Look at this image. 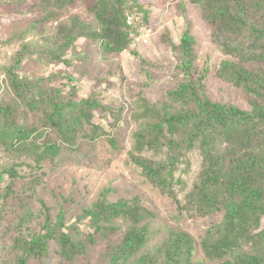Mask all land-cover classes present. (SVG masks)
<instances>
[{
	"label": "trees",
	"instance_id": "trees-1",
	"mask_svg": "<svg viewBox=\"0 0 264 264\" xmlns=\"http://www.w3.org/2000/svg\"><path fill=\"white\" fill-rule=\"evenodd\" d=\"M163 1L33 0L30 5L27 0H0V33L4 32L0 36V99L6 88L2 74L8 75L17 97L7 106L0 101V151L7 159L18 154L0 170V217L11 198L26 207L25 212L14 209L21 234L17 233L12 246L14 260L9 261L10 253L2 264H47L53 246L59 259L71 264H198L199 248L204 254L200 264H264V0H188L199 8L202 20L211 28L213 44L224 56L215 75L245 95L247 108L210 97L209 69L199 68L197 39L189 23L181 36L174 26L162 37L175 53L172 72L177 83L157 102L138 96L107 104L98 93L83 92L80 79L71 70L75 58H85L69 53L79 40L86 44L84 48L98 42L104 52L114 55L131 49L141 61L140 72L146 75L141 83L150 87L154 79L150 69L163 66L148 61L132 44L134 36L141 34L140 28L157 18L154 12ZM188 1L179 2L184 14ZM79 5L94 17L95 25L74 14L47 34L50 23ZM4 12L14 17L6 24ZM8 48L13 51L12 62L5 55ZM35 57L52 71L40 78L23 79L19 74L22 63ZM33 111L42 113V123L51 126L66 148L102 137L114 149L120 148L113 131L95 122L97 113L107 119L110 113L135 121L138 127L132 133L130 154L146 179L178 208L194 211L192 218L220 212L221 223L207 228L199 240L186 231L172 230L153 251L146 250L151 240L146 218L155 214L139 196L110 201L109 190L104 189L98 198L68 216L65 205L76 200L62 195L55 214L43 200L42 208L33 212L30 203L36 198L38 178L29 184V177L16 170V165H22L28 156L38 164L44 160L59 165L56 157L61 153L56 144L43 149L29 146V137L38 126L27 127L22 118ZM184 170L194 172L195 179L183 177ZM185 184L191 189L183 204L177 187ZM37 215L44 219L34 230L31 224ZM119 219L128 226L121 239L111 241L109 232L118 228ZM100 238L108 242L98 254L100 261L81 262H90V246Z\"/></svg>",
	"mask_w": 264,
	"mask_h": 264
},
{
	"label": "rangeland",
	"instance_id": "rangeland-1",
	"mask_svg": "<svg viewBox=\"0 0 264 264\" xmlns=\"http://www.w3.org/2000/svg\"><path fill=\"white\" fill-rule=\"evenodd\" d=\"M180 1L164 0V4L159 6V10L154 12L157 18H152L150 25L140 28L141 34L134 36L132 48L148 61L163 66V68L150 69L154 75L150 87L141 83L146 75L140 72L141 61L131 49L114 55V53L104 52L102 45L98 42H90L84 48L86 44L79 40L69 53L74 52L80 57L85 56L84 59L75 58L71 69L75 71L76 78L80 79V89H83L86 94L90 91L98 93L107 104L124 103L129 99H136L138 96H144L154 102L159 101L164 97L166 91L177 83V78L172 72L176 64L175 53L163 42L162 37L168 29H174V26L177 35L181 36L189 23L197 39L196 50L199 56V68L200 70L209 69L206 82L210 97L247 108L248 102L245 95L215 75L224 56L213 44L211 28L202 20L199 8L185 0L188 2L186 3L187 13L184 14L180 11ZM26 3L32 5L33 0H27ZM74 14L79 15L87 22L96 24L94 17L87 13L84 6L79 5L75 9H67L58 21L50 23L48 30L46 29L47 34L53 33L59 23L69 22ZM3 17H5L3 19L5 24L8 23L9 18H14L6 12ZM0 36H4V32H1ZM176 37L174 34L178 43L179 38ZM16 47L17 44L14 47L15 50ZM12 52V49L8 48L5 53L6 58L11 62L15 60ZM22 64L19 74L23 79L40 78L43 74L48 75L52 71L45 61L37 57L26 59ZM2 75L6 78V88L1 94L0 101L3 100V104L7 106L13 104L17 97L8 75ZM109 116L110 118L107 119L97 113L94 120L96 123L103 124L107 131L112 130L114 136L119 138L120 148L117 150L109 144L107 137H102L94 142L84 141L78 146L75 144V147L66 148L51 126L42 123L45 119L42 113L33 111L27 114L26 118H22L25 126H38V131L29 137V146L43 149L56 144L61 147V153L56 157L59 165H52L51 161L44 160L38 164V161L32 160L31 156H28L22 165H19L20 162L16 165V170L29 177V184L38 178L36 198H32L30 203L33 212L42 208L41 200H43L55 214L54 208L60 202L62 195L71 196L76 200L65 205L68 216H74L83 206L98 198L104 189L109 190L107 198L110 201L139 196L141 203L155 214L151 218H146V223L151 230V240L146 250L153 251L157 244H161L169 237L172 230L186 231L199 240L207 228L221 223L223 216L220 212L210 217L192 218L191 214L194 211L178 208L172 199L152 186L137 165L132 162L130 154L134 144L132 133L137 129L138 124L128 117L124 119L110 113ZM28 153L36 155L34 150H29ZM4 154L3 150L0 151V170L13 162L12 159L18 155L7 159ZM148 154L154 155L153 152H148ZM182 176L189 180L195 179L194 172L190 171L184 170ZM15 185L18 188L19 184L15 183ZM190 189L191 187L186 184L184 187H177L183 204L185 203V194ZM23 195L26 198L28 193H23ZM22 204V201L11 198L9 204L2 211L3 217H0V264L8 258L10 253L9 261L14 260L11 252L12 246L17 233L21 234L20 228L17 226L20 220L14 209L20 208L25 212L26 207H21ZM33 218L35 220L31 224V228L38 230L44 215H37ZM116 226L117 229L109 232L111 241L121 239L128 224L119 219L116 221ZM107 243V240L100 238L96 245L90 246L88 255V259L91 258L90 262L87 259H82L81 262L96 263V261H100L97 260L98 254L105 249ZM203 258L204 254L199 248L195 261L200 264ZM46 262L47 264H71L59 259L55 254V246L52 247ZM205 264L212 263L206 261Z\"/></svg>",
	"mask_w": 264,
	"mask_h": 264
},
{
	"label": "built area",
	"instance_id": "built-area-1",
	"mask_svg": "<svg viewBox=\"0 0 264 264\" xmlns=\"http://www.w3.org/2000/svg\"><path fill=\"white\" fill-rule=\"evenodd\" d=\"M2 78H4V75L2 76Z\"/></svg>",
	"mask_w": 264,
	"mask_h": 264
}]
</instances>
